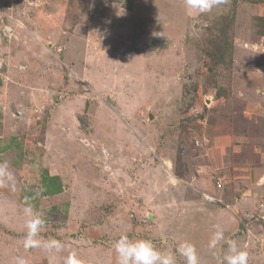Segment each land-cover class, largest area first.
<instances>
[{"label":"rangeland","instance_id":"obj_1","mask_svg":"<svg viewBox=\"0 0 264 264\" xmlns=\"http://www.w3.org/2000/svg\"><path fill=\"white\" fill-rule=\"evenodd\" d=\"M257 18L264 0H0V264H116L122 235L191 242L199 264L235 240L264 264ZM29 204L60 251L24 247Z\"/></svg>","mask_w":264,"mask_h":264},{"label":"clouds","instance_id":"obj_2","mask_svg":"<svg viewBox=\"0 0 264 264\" xmlns=\"http://www.w3.org/2000/svg\"><path fill=\"white\" fill-rule=\"evenodd\" d=\"M223 2L224 0H184L189 12L197 14L210 12ZM8 30L6 29V31ZM68 108L70 111L73 110V107ZM14 179V174L10 170L8 162L0 163V185L13 183ZM208 199L212 203L216 202L213 201L215 198L211 196ZM215 204L220 205V202ZM24 215L27 229L24 237V247L26 249L43 247L48 250L56 249L60 251L64 247L60 241H43L40 237V230L45 221L39 213L34 212L31 204L24 208ZM214 227L215 231L209 245L212 248L224 239V228L219 224ZM113 247L116 253V264H176V253L185 258L186 264H199L197 250L188 241L181 243L175 252L165 253L161 252L151 239H130L127 235H122ZM223 259L226 264H247L248 253L235 240H230L228 241L227 254ZM16 264H27V261L17 257ZM66 264H80V261L73 254L66 260Z\"/></svg>","mask_w":264,"mask_h":264},{"label":"trees","instance_id":"obj_3","mask_svg":"<svg viewBox=\"0 0 264 264\" xmlns=\"http://www.w3.org/2000/svg\"><path fill=\"white\" fill-rule=\"evenodd\" d=\"M257 21L261 24L262 28H261V33H262V30L264 32V18H257Z\"/></svg>","mask_w":264,"mask_h":264},{"label":"crops","instance_id":"obj_4","mask_svg":"<svg viewBox=\"0 0 264 264\" xmlns=\"http://www.w3.org/2000/svg\"><path fill=\"white\" fill-rule=\"evenodd\" d=\"M179 180V181H178ZM176 182H180V183H182L183 181L181 180V179H177L176 180ZM184 183H186V182H184ZM215 188V185L213 186V184H212V189H214ZM211 189V190H212ZM204 191V190H203ZM214 191V190H213ZM206 192V191H205ZM207 193H209V191L207 192ZM215 194V193H214ZM211 204H212V202H211ZM215 204V203H214ZM214 204H212V205H214ZM215 207H216V205H214ZM217 208V207H216ZM219 210H220V208H218Z\"/></svg>","mask_w":264,"mask_h":264},{"label":"built area","instance_id":"obj_5","mask_svg":"<svg viewBox=\"0 0 264 264\" xmlns=\"http://www.w3.org/2000/svg\"><path fill=\"white\" fill-rule=\"evenodd\" d=\"M222 187V184H221V182L219 183V182H217V188H221ZM212 200V199H211Z\"/></svg>","mask_w":264,"mask_h":264}]
</instances>
